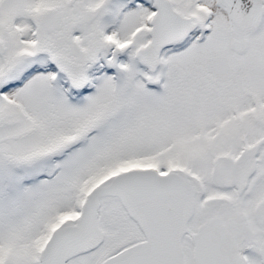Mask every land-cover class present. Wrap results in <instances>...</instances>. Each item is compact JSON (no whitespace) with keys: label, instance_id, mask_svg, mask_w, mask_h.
<instances>
[{"label":"snow or ice","instance_id":"1","mask_svg":"<svg viewBox=\"0 0 264 264\" xmlns=\"http://www.w3.org/2000/svg\"><path fill=\"white\" fill-rule=\"evenodd\" d=\"M0 264H264V0H0Z\"/></svg>","mask_w":264,"mask_h":264}]
</instances>
